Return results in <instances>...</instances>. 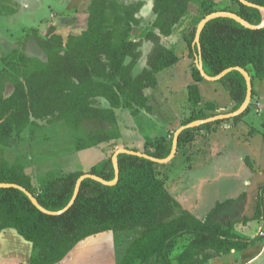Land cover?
Instances as JSON below:
<instances>
[{"label":"trees","instance_id":"1","mask_svg":"<svg viewBox=\"0 0 264 264\" xmlns=\"http://www.w3.org/2000/svg\"><path fill=\"white\" fill-rule=\"evenodd\" d=\"M192 1L152 0L155 15L152 28L139 39L135 37L142 22L138 15L145 0H89L85 29L69 34L67 39L56 31L55 25H50L45 34L33 29L35 41L45 57L30 56L24 47H14L0 56V143L8 147L10 139L26 129L36 133L43 128L42 122L64 121L76 149L110 144L108 157L88 172L113 179L112 156L118 149L116 145L129 148L120 142L118 111L129 108L133 116L143 110L153 112L148 89L157 86L160 72L180 60L175 48L166 46L162 37L172 35L176 25L188 14ZM233 1L238 9L219 10L236 12L256 25L262 22L264 15L259 8ZM249 1L264 6V0ZM212 5L202 1L199 13L207 15L216 11ZM6 8L7 12L16 10ZM197 25L191 23L184 34L192 78L188 95L193 105H203L211 113L194 111L189 118L181 120L176 130L191 121L216 115L218 108L201 97L199 82L209 80L201 75L195 62L199 52L194 42ZM144 41L151 42L152 46L146 66L137 72ZM200 43L205 71L215 76L231 66L244 67L252 77V100L255 99V81L264 78V27L252 29L233 18L220 16L205 24ZM218 81L235 103L233 110L239 108L247 95L243 74L233 70ZM8 85L13 88L9 95L6 94ZM102 100L107 107L102 105ZM252 106L250 103L244 113L227 119L239 122ZM227 119L184 129L179 136L177 154L203 153V147L196 151L192 148L200 132ZM85 120L114 124V127L90 134L83 127ZM168 134L166 131L153 139H142V148L129 149L165 158L172 151L174 138ZM246 159L251 170L256 171L249 157ZM119 164L117 184L105 185L92 178L85 179L74 204L59 215L40 211L18 188L0 187V232L14 228L32 244L28 264H57L80 242L108 231L135 234L124 253L122 249L117 264H203L209 253L218 256L237 253L249 249L256 240L264 244L263 237L245 236L237 231L236 226H247L250 219L246 224V220L240 222L227 213L226 218L220 216L234 202L245 200L247 192L217 201L205 217H199L168 190L170 162L158 163L143 156L120 153ZM83 173L71 171L49 179L39 189L21 157L12 164L5 156L0 157V182L23 185L45 208L53 211L63 209L70 202L77 179ZM254 199L257 208L253 220L257 224L262 220V229L264 185L259 187Z\"/></svg>","mask_w":264,"mask_h":264},{"label":"rangeland","instance_id":"2","mask_svg":"<svg viewBox=\"0 0 264 264\" xmlns=\"http://www.w3.org/2000/svg\"><path fill=\"white\" fill-rule=\"evenodd\" d=\"M88 1L0 0V56L6 55L14 47H24L25 52L30 56L45 57V53L35 41L32 30L38 29L42 34H45L50 25H55L56 31L64 39H67L69 34L80 33L87 24ZM206 2L212 3V7L216 10L224 7L238 9V5L233 0H207ZM6 7H14L16 10L7 12ZM138 16L142 18V22L135 35L137 39L144 37L146 32L152 28L154 19L152 10L146 7L141 10ZM203 16L205 13L192 16L190 23L197 25ZM180 40L174 46L180 60L170 69L160 72L157 86L147 91L151 97L153 112L149 113L143 110L137 116H133L129 108L118 111V129L122 132L120 142L123 145L129 148H142L144 145L142 139L143 141L153 139L166 131H168L169 137L174 136L177 125L181 123L182 119L189 118L194 111L211 113L205 106H195L189 100L188 85L192 83L190 58L187 43L184 38ZM150 46H152L151 42L144 41L143 56L140 59L144 65L147 62L146 57ZM259 84V81H255V90L263 109L258 110L260 106L256 105L255 99H253L251 101L252 109L237 122L239 126H235L236 122L233 119H227L203 129L198 136L199 139L192 146L195 151L197 148L203 147V153L195 152L193 154L192 151V154L191 152L177 154L176 152L177 155L169 161L170 179L166 184L168 190L199 217H205L217 201L234 198L247 192L246 199L231 204L227 214L230 215V218L240 220V222L246 220V223L250 219L248 224L246 223L247 226H236L240 234L263 237L264 239V233H262L264 228L261 229V224H257V221L253 220L257 208L254 198L259 187L264 185V89L261 90ZM12 89V86L8 85L6 94L9 95ZM200 93L203 101L212 102L216 107L227 106L231 102L230 94L223 83L218 80L203 82L200 86ZM101 103L107 107L105 101L102 100ZM233 108L234 106L215 112L216 114L227 113ZM246 117L247 120H245ZM42 123H44L43 128L36 133L26 129L21 135L13 136L10 139L11 145L8 147L0 143V157L5 156L11 164L17 157H21L27 172L32 175V179L39 189L49 179L63 176L71 171L88 172L92 166L102 161L105 156L108 157L110 153L109 143H102L82 150L76 149L72 133L64 121L53 124ZM83 127L85 131L93 134L109 130L114 127V124L107 125L99 121L85 120ZM227 132L233 133L234 138L241 137L245 141L237 142L232 135H227ZM116 147L119 148V145ZM139 151L142 152V150ZM242 155L249 157L248 161L252 162L258 170L249 172L250 166H247L248 169L244 164H241L243 163ZM218 166L224 168L221 173L216 169ZM232 172L236 175H232ZM246 179H250L249 185H245ZM224 217L226 218V215ZM262 218L264 219V217ZM11 230L16 231L14 228ZM17 235L21 241H27L20 234ZM134 236L133 232L115 233L114 247L110 248L109 243L107 247H102L103 239L108 242L110 239L94 235L90 239L80 242L64 260L68 261V264H116L121 257L122 248H124V253L127 244ZM262 246L263 241L256 240L249 246V249L237 253L219 256L209 253L207 258L203 259V264H236L237 259L247 261L257 254V257L249 264H264ZM9 257V260H3L0 264H28L26 254L20 261L15 254Z\"/></svg>","mask_w":264,"mask_h":264},{"label":"water","instance_id":"3","mask_svg":"<svg viewBox=\"0 0 264 264\" xmlns=\"http://www.w3.org/2000/svg\"><path fill=\"white\" fill-rule=\"evenodd\" d=\"M240 2H242L245 5H249V6H253V7H257L259 8L263 15H264V6L256 4L254 2H251L249 0H239ZM230 17L235 19L236 21L240 22L241 24H243L244 26L248 27V28H252V29H258V28H263L264 27V17L263 20L260 24L256 25L253 24L251 22H249L248 20L244 19L243 17H241L238 13L233 12V11H229V10H216L214 12H211L207 15H205L200 22L197 25V31H196V35H195V43L198 45L199 48V52L197 55V67L201 73V75L210 81H216V80H220L222 77H224L226 74H228L229 72L233 71V70H238L240 71L243 76L245 77L246 83H247V95H246V99L244 101V103L237 109L227 112V113H219L216 114L214 116L211 117H207L204 119H197L194 121H191L187 124H184L182 126H180L174 134V138H173V145H172V151L171 153L165 157V158H158L155 156H152L146 152H141L138 150H134V149H129V148H125V147H120L118 148L113 156H112V162H113V166H114V171H115V177L111 180H107L99 175L90 173V172H84L82 175L79 176V178L77 179L76 182V186H75V190H74V194L72 199L70 200V202L63 208L60 210H49L47 208H45L40 201L38 200L37 196H35L30 190H28L26 187H24L21 184L18 183H7V182H0V187H4V188H18L22 191H24L28 197L31 199L32 203L42 212L49 214V215H59V214H63L64 212H66L75 202L80 188H81V184L82 182L87 179V178H92L94 180H97L105 185H115L118 183L119 178H120V164H119V154L120 153H129V154H134V155H139V156H143L146 157L148 159H151L155 162L158 163H168L170 160H172V158L176 155L177 152V147H178V140H179V136L180 133L186 129V128H191V127H195V126H199L201 124L204 123H209L212 121H216V120H220V119H227V118H234L235 116L241 115L242 113H244L246 111V109L249 107L251 100L253 98V82H252V77L250 75V73L241 66H231L228 67L226 69H224L222 72H220L219 74L215 75V76H211L209 75L203 66V60H202V54H201V43H200V36H201V32L205 26V24L217 17Z\"/></svg>","mask_w":264,"mask_h":264},{"label":"crops","instance_id":"4","mask_svg":"<svg viewBox=\"0 0 264 264\" xmlns=\"http://www.w3.org/2000/svg\"><path fill=\"white\" fill-rule=\"evenodd\" d=\"M202 1H207V0H193L191 3H190V9L188 14L184 17V19L182 20L181 23L177 24L176 27L174 28V31L172 33V35L168 36V37H162V41L163 43L168 46L169 48H174V46L176 44H178L181 40V38H184V34L185 32L187 31V29L191 26V23L190 21L192 20V16H195V15H198V13L200 12L199 11V6H200V3ZM208 1H211V0H208ZM145 5L144 7H146L147 9H150L152 10V13H153V2L152 0H146L145 1ZM143 7V8H144ZM142 8V9H143ZM155 17L154 13H153V18ZM69 18V17H67ZM63 20V18H62ZM154 20V19H153ZM179 27V29L177 30V28ZM177 33V34H176ZM180 40V41H179ZM179 41V42H178ZM150 49H151V46H150ZM149 49V51H150ZM148 51V52H149ZM189 52V51H188ZM147 58V57H146ZM197 55H196V60L195 62H197ZM146 66V63L145 65L143 64V62H139L137 67H136V71L137 72H140L144 67ZM256 81H259L260 82V88L261 90L264 89V78L261 79V80H256ZM203 82H199V86H202ZM254 89H255V85H254ZM256 91V90H255ZM255 102H256V105H259L260 108L258 110H262L263 109V105L261 104V101L259 99V96L256 92V95H255ZM153 105V104H152ZM235 106V103L233 101H231L227 106H223V107H218L217 108V111H220V110H225L227 108H231ZM257 108V106H256ZM247 120V117L246 119ZM245 124V123H244ZM235 126H239V124L235 123ZM227 135H232V137L234 138V134L233 133H230V132H227ZM228 136V137H229ZM237 142L238 141H245L244 138L241 139V137L238 139V138H234ZM219 153H222V151H219ZM245 156V157H244ZM244 157V158H243ZM246 155H242L241 156V160L243 161V163H241L242 165L244 164V166H248V164L246 163ZM247 164V165H246ZM249 167V166H248ZM247 167V168H248ZM255 167V166H254ZM250 168V167H249ZM248 168V169H249ZM216 169H218V171H220V173L223 171V167H216ZM256 171L258 170V168H256ZM252 173V170L251 168L249 169ZM233 172H235L234 170H232ZM232 172V175H236V173L233 174ZM254 174V173H253ZM250 184V179H246L245 180V185H249ZM182 203V202H181ZM188 208V207H187ZM190 209V208H189ZM228 208L227 209H224L221 213H220V216H225L226 213H228ZM228 215V214H227ZM262 220H260V222L258 224H262ZM250 224V223H249ZM262 226V225H261ZM18 232L17 231H14V230H11V228H7V229H4L0 232V263L3 262V260H9V256L12 255V254H15V256L17 257V259L20 261L22 258H23V255L26 254V258L29 260L30 258V255L32 253V244L30 242H27V241H21L20 237L18 238ZM115 233L111 232V231H108V232H103V233H100L99 236H103L105 238H108L110 239V242H108L106 239H103V245L102 247L104 246H108V243L110 244V248H113V239L115 240V237H114ZM31 244V245H30ZM113 246V247H112ZM123 249V248H122ZM262 250L264 249V244L261 248ZM113 251V250H112ZM114 252V251H113ZM116 252V250H115ZM116 255V254H115ZM258 255V254H257ZM254 256L253 258H250L249 260L247 261H240V259H237L236 261V264H249L251 263V261H253L256 257ZM114 256V255H113ZM23 260V259H22ZM28 260H27V263H28ZM57 264H68V261L66 260H62L61 262L57 263ZM117 264V262H116Z\"/></svg>","mask_w":264,"mask_h":264},{"label":"built area","instance_id":"5","mask_svg":"<svg viewBox=\"0 0 264 264\" xmlns=\"http://www.w3.org/2000/svg\"><path fill=\"white\" fill-rule=\"evenodd\" d=\"M264 233V232H263Z\"/></svg>","mask_w":264,"mask_h":264}]
</instances>
